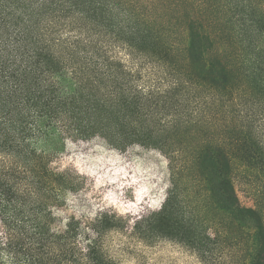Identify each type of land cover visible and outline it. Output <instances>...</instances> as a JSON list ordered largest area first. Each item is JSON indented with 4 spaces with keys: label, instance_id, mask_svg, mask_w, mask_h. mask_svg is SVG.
Masks as SVG:
<instances>
[{
    "label": "trees",
    "instance_id": "1",
    "mask_svg": "<svg viewBox=\"0 0 264 264\" xmlns=\"http://www.w3.org/2000/svg\"><path fill=\"white\" fill-rule=\"evenodd\" d=\"M30 1L0 0V264H120L106 237L124 228L123 218L103 213L61 232L54 212L78 184L77 177L50 167L52 155L63 142L95 137L116 148L154 146L168 161V195L158 212L135 223L136 235L177 241L202 260L218 246L221 234L208 233L192 212L194 201L185 197L182 180L190 176L196 206L211 205L248 236L243 264H264V99L255 93L264 96V50L260 60H239L227 46L214 49L224 42L192 21L184 53L218 79L214 90L172 74L154 83L139 75L137 83L113 55L122 47L97 29L127 26L136 14L131 7L140 4L56 0L64 12L31 23L24 11ZM127 54L133 64L143 62ZM244 79L254 91L245 89ZM241 172L255 191L254 208L240 202Z\"/></svg>",
    "mask_w": 264,
    "mask_h": 264
},
{
    "label": "rangeland",
    "instance_id": "2",
    "mask_svg": "<svg viewBox=\"0 0 264 264\" xmlns=\"http://www.w3.org/2000/svg\"><path fill=\"white\" fill-rule=\"evenodd\" d=\"M118 1L123 4L128 0ZM132 1L134 6H140H135L137 11L131 7L136 14L129 18L127 26L117 28L105 24L96 29L104 40L122 47L115 48L113 55L129 66L127 68L132 71H128L137 83H142L140 76L145 83L147 78L154 83L160 77H166L163 75L172 74L192 87L214 90L211 89L213 82L218 79L207 70L204 62L189 60L184 53L192 21L200 22L204 31L217 38L219 43L224 42V45L216 43L214 49L223 51L227 46L231 55L239 60L249 57L253 61L255 55L260 60L262 56L264 0ZM24 9L26 19L28 16L31 23L33 18L34 23H40L51 14L64 12L56 0H32ZM127 51H133L143 62H130ZM227 58L235 61L230 56ZM244 87L248 92L255 90V85L247 79H244ZM255 93L264 99L260 91L255 90ZM257 95L251 96L257 98ZM60 146L61 151L52 155L50 167L77 177L78 184L75 191L64 193L60 206L54 211L61 232H66L69 225L73 229L78 223L85 225L100 214L111 213L126 222L123 229L111 231L106 237L110 255L120 264H243L248 257L251 241L238 230V225L233 226L209 204L204 205L205 209L196 206L195 178L190 176L183 178L182 185L189 190H186V199L194 201L193 214L201 218L209 234H221L218 246L212 248L205 260L177 241L166 238L143 240L135 234V223L158 212L171 188L168 161L160 149L138 143L116 148L100 137L67 141ZM254 184L257 187L259 180H254ZM236 189L241 204L254 208L255 191L243 172L237 176Z\"/></svg>",
    "mask_w": 264,
    "mask_h": 264
}]
</instances>
